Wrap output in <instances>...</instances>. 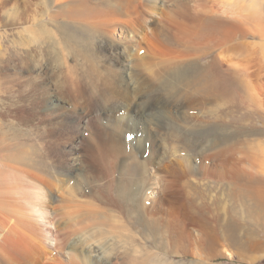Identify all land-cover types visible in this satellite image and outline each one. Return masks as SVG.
<instances>
[{"label":"rangeland","instance_id":"1","mask_svg":"<svg viewBox=\"0 0 264 264\" xmlns=\"http://www.w3.org/2000/svg\"><path fill=\"white\" fill-rule=\"evenodd\" d=\"M127 1L0 0V192L3 186V189L35 195L41 183L32 180L30 173L38 170L37 175L45 176L50 172L60 179H64L66 173L70 174L63 186L65 191L75 188L77 181L89 191L112 192V187L123 180L122 171L129 163V157L134 156L150 173L147 182H143L138 174L133 186L125 190L134 196L135 208H138L134 231L141 242L145 238L146 246L163 251L173 264H264L262 256L253 258L258 255L247 252L249 248H257V242L253 241L264 238V156L261 157L264 155V37L261 36L264 20L261 34L258 31L260 25L248 27L249 32H253L254 27L258 30L254 29V34H249L244 41L239 33L236 34L239 38L234 41L239 42L234 44L233 41L228 47L235 48L244 43L245 48L230 51L229 65L222 63L224 48L220 46V50L213 49L210 54H207L206 43L201 44L203 47L199 44L200 51L190 50L191 54H196L194 61L201 64L209 61L211 56L217 59L215 72L229 78V96L223 95V88L218 85L220 93L212 103L204 97L191 99L192 89L178 84L183 96L170 100L166 95L168 89L162 92L160 85L143 71L144 63L141 62L151 60L153 57L150 59L148 55L155 56L152 51H158L159 55L167 52V56L170 47L183 49L184 44H176L175 29L165 20L167 16L185 14L190 5L186 0H166L168 6L156 8L147 0H131L133 5ZM94 2H114L110 6L112 14L106 19L122 20L124 26L113 20L101 25L97 34L85 36L84 28L99 24L97 21L101 19L104 21V18L86 20L89 19L85 16L86 9L82 10L81 6ZM259 11H264V6L247 7V14ZM154 16H157V24L152 23L151 28L144 31L145 35L137 38L138 48L127 44L131 46L133 65L138 64L137 67L131 64L129 80L121 71H112L113 74L110 70L120 68L113 60V49L126 43L120 32L129 29L123 21ZM248 24L252 25L251 22ZM215 26L216 31L220 30L218 33L225 28L219 23ZM24 28L37 29L38 37L33 39ZM174 43L176 46L172 45ZM186 47L184 45V50ZM135 48L141 50L134 53ZM134 54H138L137 58ZM87 56L95 61L100 71L111 73L115 86L127 89L128 106L146 95L144 103L159 108L139 121L129 107H123L122 99L119 102L110 99L109 102L100 91L92 92L94 83L85 81L82 76L86 67L83 58ZM72 67L74 73L70 71ZM73 77L80 81L75 87ZM145 77L148 84L143 80ZM75 89L85 91L78 95L80 101L75 97ZM54 100L56 106L52 109ZM118 118L126 120L122 123L123 152L108 161L102 153L108 146L107 140L99 132L110 133ZM210 126L214 129L212 133H208ZM166 127L168 131L164 129ZM191 130L195 131L194 135L186 137V132ZM14 135L25 139L22 141L25 145L15 149ZM255 161L262 163L258 167ZM22 166L27 168L24 170ZM29 166L31 172L26 170ZM12 168L17 171L12 173ZM16 172L17 178L14 177ZM148 185L152 188L146 196ZM53 225L49 230L59 240L63 231L56 232V225ZM95 236L98 239V233ZM242 244L246 250H242ZM63 253L62 249H56L55 259L63 264H77L65 258ZM243 259L249 262H243Z\"/></svg>","mask_w":264,"mask_h":264},{"label":"bare ground","instance_id":"2","mask_svg":"<svg viewBox=\"0 0 264 264\" xmlns=\"http://www.w3.org/2000/svg\"><path fill=\"white\" fill-rule=\"evenodd\" d=\"M147 1L151 2L152 5L155 4L153 6H155L156 8H158V6L166 7L169 5L166 0H147ZM186 1L190 5L189 11L185 10V14H182L181 12L180 15L179 13H177L178 16L175 15L172 18H169L167 16L168 19L166 20L164 19V20L168 24L170 23V25L175 29L174 30L175 33L173 36H175L176 38L177 41L176 44H178L179 42L178 46L184 44L187 47L185 48V50H184V45H182L183 49H181V47H178V49H176L175 47L174 49L173 47H170L172 49L167 50L166 47H164V49L168 51L167 56H166L167 52H165L164 54L165 56H164L157 54L158 51H152L153 55L155 56L148 55V58L153 57L152 59L150 58L151 60L148 59L145 62V59L141 58L144 59V61L141 62V64L144 63L142 64V69L144 72H146L147 75L150 76L148 78H150L151 81L155 83L157 82L158 86L160 85L159 88H161L162 92L165 89H168L166 95L169 97L170 100L180 95L183 96L182 92H180V90L182 89L179 88L178 84L179 85L184 84L185 87H189L192 89L191 94H189V98L194 99L195 97H204L209 103H212L213 101H215L216 95L220 91V90L217 91L218 85H221V87L223 88L222 91L223 95L226 94L228 95L229 78L224 75H218V73L215 72V69L217 68L218 65L217 59L211 56L210 57L211 59L209 61H207L206 63L203 62L204 64H201L200 61H194V57L196 54H191L190 50L196 49L200 51L199 44L201 45L202 43H206L207 49L206 48L205 49L207 51V54H210L212 53L211 51L213 49L216 50L220 46V48L221 47L224 48L221 54V60L223 61L222 63L229 65L228 63L231 62L229 58L230 51L237 49L242 50L245 48L244 43L237 45L235 48L228 47L229 45L232 44L234 40L239 38V37L237 38L236 34L238 35L239 33L240 38H242L244 41V38H246L249 34H254V29L255 30L259 29L258 30L259 34H261L260 31H263V29L261 28L263 26L262 21L264 20V11L262 12L259 11L257 13L254 12L255 14L253 15L247 14V7L250 6L263 7L264 0H186ZM132 2L133 1L131 0L127 1L129 5H131ZM113 4L114 2L112 4L102 3V2L99 3L94 2L87 4L83 3L85 7L81 6V9L82 8L86 9L87 14L85 16L86 18H89L86 20L96 19V18H98L97 20H99V18H104V21H101L102 19L100 21H97V23L99 22V24H91L89 27L84 28L83 32L85 36L89 37L97 34L100 27H102L101 25L110 24L111 22H113V20H115V19L113 20L106 19L108 16L112 14V9L110 6ZM156 17L157 16H154L153 18L150 19L145 18L144 20H137V21L136 19L135 20L133 19L132 21H127L123 19L125 25L129 27L128 30L125 27L126 30L122 29V32H120L122 37L125 38L126 43L125 44L120 43L121 45V46L119 45L120 47L113 49V51L115 52V57L112 58L114 61L118 62L119 64L118 67L120 68H115V69L113 68L114 70H110L111 72L113 71L114 73H117L121 71L123 74L126 75V80L127 81L129 80L127 77L132 72L131 64L132 66H136V67L138 64L133 65L134 60L132 61L130 59L131 46L128 45L132 44L133 46L138 48L139 43L137 41V38L142 37L144 31L149 30L151 28L152 23L157 24V19H155ZM252 18L255 19L253 20ZM247 20L250 21L247 22ZM116 22H118L117 23L118 25L119 24L121 26L123 25L121 24L122 20L121 22L120 21H116ZM249 22H251L252 25L248 24L249 25L248 26L247 23ZM216 23L222 24L225 27L224 29H221L222 33L217 32L219 29L217 31L215 30ZM256 25H260V27L257 26L258 29L254 27V29L252 28L253 32H249L250 30L248 27L250 26L252 27ZM232 29L236 30L237 33H235L236 31L232 32ZM23 30L27 32L33 39H36L38 37L37 34L39 33H37L38 31L36 32L37 29L34 30V28L33 29L24 28ZM263 33L261 34L262 37H264ZM242 39H239L240 42ZM237 42L234 41L233 43L235 44ZM172 45L176 46L175 43ZM166 46L169 47L168 45ZM201 46L203 47V45ZM136 48L134 53H136V51L141 50V48L139 50H137ZM160 48L163 49V47H159V49ZM207 54L205 55L207 56ZM136 56H138V54H136ZM83 59L85 60L86 67H85V72L83 73L82 76L85 79V81L87 80L88 82L91 81L94 83V85L91 88L92 92L95 93L97 91H100L102 93L103 98L107 100L109 99L108 100L109 102L111 100H113L112 102H119V99H122V105H124L123 107L125 106L129 107L130 110L134 113V117L136 118V120L139 121L145 120L147 118V115L151 111H154L157 108H159V107H153V105L150 103L148 104L144 103L143 100L147 97L146 95H142V96L140 95L141 98H139L136 104L134 105L132 104V106H130L131 105L130 104L128 106L129 93L127 89L121 90V88L115 86L113 83V79L110 75L111 73L109 74L107 73V71H103V72L100 71L98 69L99 67L97 68V65H95L94 63L95 61H93L92 58L87 56ZM138 59L140 60V57ZM72 68H70V71L71 73H74V68L73 69ZM76 78L73 79L74 80L72 82L73 86L76 84L77 85L80 84L78 77ZM143 80L147 82L146 84H148V79L146 81V77ZM119 81L121 82L120 79ZM130 83H128V86H131ZM129 89L131 88L129 87ZM154 90L152 89V91ZM81 93L82 91L80 89H77L75 92V97L77 98L78 95L83 94ZM51 104H52V109L55 108L56 106L55 100L52 101ZM174 104L176 103L174 102ZM179 105L180 104H178V106ZM123 120L125 119L118 118L117 123L111 126L110 133L107 134L104 132H99L100 136L102 138L106 137L107 140L108 146L104 147L102 153L106 158L108 157V161L109 159L110 160L113 159V157H115L117 154L123 152V147L121 144L122 142L121 138L124 136V129H123L124 126H122ZM161 120H163V118ZM147 121L149 122L148 119L146 120V122ZM169 126L170 125L168 124L167 127ZM167 127L164 129L167 130ZM213 130H214L213 127L210 126L208 128V133L209 132L212 133ZM188 132L189 133L186 132L187 135L186 137L194 135L193 133H195V131L192 132V130ZM180 133L183 132H181L180 130ZM174 135L177 134L174 133ZM178 135H179V131H178ZM13 140L16 142L13 145V147L16 149L21 147V145H23L22 141H24L25 139L23 140V138H21V136L19 135L16 136L14 135ZM24 143L27 144V141ZM259 151L260 152L258 154L261 153V150ZM263 156L264 155L262 154L261 157ZM128 161L129 163L123 168L122 171L123 175L121 176L123 180L121 181L120 184H117L116 186L114 185L112 187L113 190L112 192H107V193L89 191L88 188L85 187V185L82 182L80 183L77 181L75 182L76 183L75 188L65 191L63 189V186L69 179L70 174L68 175L66 173L64 175L65 176L64 179H60L61 177L59 178L57 176H54L50 172L48 175L44 174L45 176L43 175L40 176L37 175L39 170L37 171V173H35L36 171L35 172L32 171L33 172L32 173L31 172L32 169H30V166L29 169H26L27 171L31 172L30 173L31 176L29 175L30 178L32 177V180H38L41 183V186L39 187V189L37 188L38 191H36L35 195H33L32 192L31 194L25 192H14L12 190L6 189V187H4L3 189L2 186L1 188L2 192H0L1 193L0 194V264H63L61 261L57 260V258L55 259L54 257V251H56V249H60V250L62 249L64 251L63 253L64 257L68 258V260L72 259L73 262L77 264H119L117 262H121L120 264H173L174 261H172L170 257L167 256V254H163L162 253L163 251L161 250L157 251V249L154 250L153 248H151L152 246L151 247L146 246V244H144L145 242L143 243L145 238L144 239L141 238L143 239L141 242V240L137 237V233L134 231L136 228V223L138 221L137 219L138 216L136 214L137 213L136 209L138 208L137 207L135 208V199L133 198L134 196L131 195L132 196L131 197L129 194L125 192V190H129L131 188V185L134 182V178L137 179L138 174L142 176L143 182H147L150 173L148 169L145 168L144 163L137 160V157L131 156L129 157ZM259 163L261 164L262 162L260 161L257 164ZM260 164L258 165V167L260 166ZM27 167L23 168L22 166L24 170ZM23 169L20 168V171H22ZM12 171L15 172L17 170L15 168H12L11 172ZM44 171L46 172V170ZM111 172L112 171L110 170V174ZM42 173L43 172H41V174ZM17 174L18 172H16V175H14V177H16ZM23 174L25 175V173ZM23 174L20 173V175ZM151 186L149 185L147 186L145 190L146 196H147V192L152 188ZM53 223H54L53 227L56 225L55 226L56 232L57 230L58 232L60 230L63 231V233L60 232L62 238H60L59 240H56L54 238L55 236L54 233L52 234L51 229L49 230V228H51ZM98 231H102V233H99ZM97 233H98V239L95 238L96 237L95 235H97ZM73 235H77V236L76 237L74 236L75 238H73L72 237ZM147 243L149 242L147 241ZM263 255H258V257L255 256L253 258H261V256L263 257ZM77 257L80 259V262L77 259Z\"/></svg>","mask_w":264,"mask_h":264},{"label":"crops","instance_id":"3","mask_svg":"<svg viewBox=\"0 0 264 264\" xmlns=\"http://www.w3.org/2000/svg\"><path fill=\"white\" fill-rule=\"evenodd\" d=\"M262 229L264 230V222L262 223ZM253 242H257V248H249V249H247L248 251V253L250 254V255H263L264 254V238H257L255 241H253ZM245 244V243H244ZM242 247V250H246L244 247H245V245H241ZM263 259H264V255H263V257H262ZM243 262H249L247 259H243Z\"/></svg>","mask_w":264,"mask_h":264}]
</instances>
